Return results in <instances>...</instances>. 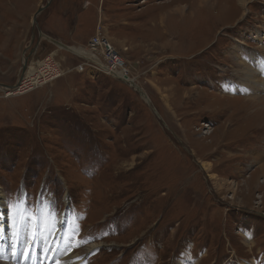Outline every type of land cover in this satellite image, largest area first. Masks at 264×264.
Wrapping results in <instances>:
<instances>
[{"label": "rangeland", "instance_id": "374dc122", "mask_svg": "<svg viewBox=\"0 0 264 264\" xmlns=\"http://www.w3.org/2000/svg\"><path fill=\"white\" fill-rule=\"evenodd\" d=\"M246 2L0 0V83L49 58L63 71L25 94L0 85L18 240L67 212L72 264H264V0ZM97 29L129 82L65 48Z\"/></svg>", "mask_w": 264, "mask_h": 264}, {"label": "bare ground", "instance_id": "6f19581e", "mask_svg": "<svg viewBox=\"0 0 264 264\" xmlns=\"http://www.w3.org/2000/svg\"><path fill=\"white\" fill-rule=\"evenodd\" d=\"M211 1L214 2L215 0H197L198 7L205 9L206 7L211 6V9H216V4L218 2L211 4ZM245 2L246 0H238L239 5L242 7L245 6ZM184 7L187 6H178L174 11L183 14L182 12L185 10ZM65 48H68L72 52H76L80 56L93 58V55L86 47L80 46L73 49L72 47L65 46ZM62 74L63 71L58 67V64L49 58L44 62L40 69L35 70L31 67L27 70L23 77H21L22 79L20 78L21 81L18 84L13 85V88L15 89L9 88L7 91H11L9 93L11 95L25 94L41 84L55 80L56 78L62 76ZM256 74L257 72L253 75ZM117 77L129 82V79L125 77L124 73L121 71L117 72ZM134 85L135 87L138 86L137 84ZM6 203V195L3 190H0V259H5L0 260V264H54L58 260L56 258L61 255L64 256V258L62 257V259H60L61 263L63 262L62 264H72V262L80 260L74 255L70 256L71 251L68 246L64 244L66 239L65 237L68 236L64 233L67 212L63 214L61 213L62 216L56 218L54 224L55 226L52 230H48L50 232L48 235L44 234L42 226H40L39 223L30 222L31 227H33L31 230L28 229V231L24 234V241V238L22 240H18L16 234L13 233L15 226L20 224V219H24L21 209L18 208L11 214L8 212ZM39 213L40 211L37 213V218H39ZM97 246H99V244H92L88 250L91 251ZM27 249H31V252L28 258L24 259V253ZM69 257H71V259H69Z\"/></svg>", "mask_w": 264, "mask_h": 264}, {"label": "built area", "instance_id": "2783aa9c", "mask_svg": "<svg viewBox=\"0 0 264 264\" xmlns=\"http://www.w3.org/2000/svg\"><path fill=\"white\" fill-rule=\"evenodd\" d=\"M86 48L93 55V59L89 60L82 57L84 58V62L79 65L80 71L87 68L91 72H99L115 78H117V72L121 71L125 77H129L130 69L127 66L126 60L100 29H97L95 34L90 38ZM95 58L98 60L95 61Z\"/></svg>", "mask_w": 264, "mask_h": 264}, {"label": "water", "instance_id": "95a60500", "mask_svg": "<svg viewBox=\"0 0 264 264\" xmlns=\"http://www.w3.org/2000/svg\"><path fill=\"white\" fill-rule=\"evenodd\" d=\"M49 5V2H47L46 6ZM44 9V7H41V9L35 14L34 16V23L37 21V16L38 14L41 13V11ZM34 33H35V26H33V40H34ZM32 54V52L30 53V55ZM28 61H29V57L28 56H24V62H23V73L27 70V67H28ZM23 75V74H22ZM21 78V77H20ZM19 78L18 82L16 84H18L21 79ZM0 85H4L2 87H5L6 89L7 88H13V85H6V84H2L0 83Z\"/></svg>", "mask_w": 264, "mask_h": 264}, {"label": "snow or ice", "instance_id": "6c2138e0", "mask_svg": "<svg viewBox=\"0 0 264 264\" xmlns=\"http://www.w3.org/2000/svg\"><path fill=\"white\" fill-rule=\"evenodd\" d=\"M10 211H11V206H10ZM31 249H27L26 252L24 253V259H27L28 256L30 255Z\"/></svg>", "mask_w": 264, "mask_h": 264}, {"label": "flooded vegetation", "instance_id": "af4514ba", "mask_svg": "<svg viewBox=\"0 0 264 264\" xmlns=\"http://www.w3.org/2000/svg\"><path fill=\"white\" fill-rule=\"evenodd\" d=\"M22 73H23V69H22Z\"/></svg>", "mask_w": 264, "mask_h": 264}]
</instances>
